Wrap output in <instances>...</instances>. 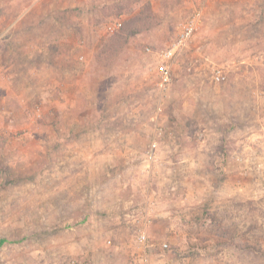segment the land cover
Returning <instances> with one entry per match:
<instances>
[{
	"label": "rangeland",
	"instance_id": "1",
	"mask_svg": "<svg viewBox=\"0 0 264 264\" xmlns=\"http://www.w3.org/2000/svg\"><path fill=\"white\" fill-rule=\"evenodd\" d=\"M2 239L0 264H264V0H0Z\"/></svg>",
	"mask_w": 264,
	"mask_h": 264
},
{
	"label": "built area",
	"instance_id": "2",
	"mask_svg": "<svg viewBox=\"0 0 264 264\" xmlns=\"http://www.w3.org/2000/svg\"><path fill=\"white\" fill-rule=\"evenodd\" d=\"M121 24V23H119ZM196 27L195 19H191L187 24L184 25L182 31L180 32V36L178 38V41H176L173 46H171L169 49H167L164 53V59L162 62V68H161V84L164 85L168 83L171 80V70L173 68V60L178 53V51L183 48L188 40L190 39L194 29ZM224 77L222 70H217V78ZM157 143L155 142L153 144L152 149L149 151V156L151 159H154L155 157V148ZM139 239L143 241L144 243L147 242V233L146 230L142 231L138 235ZM165 247L168 246L167 243L164 244Z\"/></svg>",
	"mask_w": 264,
	"mask_h": 264
},
{
	"label": "trees",
	"instance_id": "3",
	"mask_svg": "<svg viewBox=\"0 0 264 264\" xmlns=\"http://www.w3.org/2000/svg\"><path fill=\"white\" fill-rule=\"evenodd\" d=\"M4 241H5V239H2V240L0 241V243L2 244Z\"/></svg>",
	"mask_w": 264,
	"mask_h": 264
}]
</instances>
